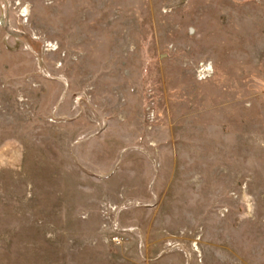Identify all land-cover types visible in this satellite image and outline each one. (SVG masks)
I'll use <instances>...</instances> for the list:
<instances>
[{
    "label": "rangeland",
    "instance_id": "rangeland-1",
    "mask_svg": "<svg viewBox=\"0 0 264 264\" xmlns=\"http://www.w3.org/2000/svg\"><path fill=\"white\" fill-rule=\"evenodd\" d=\"M0 264H264V0H0Z\"/></svg>",
    "mask_w": 264,
    "mask_h": 264
},
{
    "label": "built area",
    "instance_id": "built-area-1",
    "mask_svg": "<svg viewBox=\"0 0 264 264\" xmlns=\"http://www.w3.org/2000/svg\"><path fill=\"white\" fill-rule=\"evenodd\" d=\"M210 66L208 67V65L204 66L203 68L200 69L201 72H204V71H209L210 70Z\"/></svg>",
    "mask_w": 264,
    "mask_h": 264
},
{
    "label": "water",
    "instance_id": "water-1",
    "mask_svg": "<svg viewBox=\"0 0 264 264\" xmlns=\"http://www.w3.org/2000/svg\"><path fill=\"white\" fill-rule=\"evenodd\" d=\"M4 15H2V22H3Z\"/></svg>",
    "mask_w": 264,
    "mask_h": 264
}]
</instances>
